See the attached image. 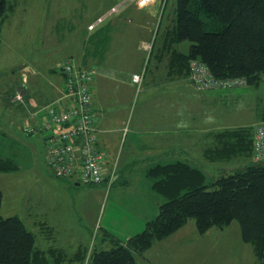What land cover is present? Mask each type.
<instances>
[{
    "label": "rangeland",
    "instance_id": "1",
    "mask_svg": "<svg viewBox=\"0 0 264 264\" xmlns=\"http://www.w3.org/2000/svg\"><path fill=\"white\" fill-rule=\"evenodd\" d=\"M120 1L17 0L6 20L0 22V158L9 159L15 166L12 170L0 171L2 192L0 214L3 217L19 216L26 227L35 234V243L38 247L48 248L52 245L63 248L67 256L64 264H80L73 256L78 248L88 254L92 249H99L102 246L100 238L106 227H100V223L105 224L108 227L106 230L120 239L127 235L123 234L126 231L125 227L132 228L134 221L130 218H135L139 206L134 187L125 189L123 181L127 178L135 183L139 181L138 185H143L144 178L143 175L139 177V170L147 158L132 156L129 144L134 133L131 130L126 128L123 132L112 131L109 137L112 154L103 155L106 161L112 157L114 164L110 170L114 171L116 184L111 187L106 182L80 183L73 186L72 190L65 185L52 186L48 192L52 200L58 201L60 217L58 215L59 218H54L56 221L49 223L53 230L48 232L47 228L39 227L31 221L35 214L38 217V210L46 202V194L41 193L40 178L43 175L50 176L51 172L46 165L43 141L51 131L28 133L25 129L32 124L40 125L41 117L46 114L47 105L59 96L56 91L59 84L61 88L63 86L60 64L66 59L75 64L83 63L80 53L83 51V41L90 34L87 25L98 14L102 13L100 14L102 16L114 3ZM175 2L176 0L166 1L163 22L170 26L175 23ZM133 8L130 6L127 11L131 9L135 11ZM153 21L156 23V19ZM127 24L122 23V26ZM123 29L127 30V41L136 39L137 34L132 29L126 27ZM97 35L104 37L105 31L102 29ZM183 41L186 44L190 43L188 40ZM53 68L57 71H53ZM192 87L196 91L193 85ZM19 92L23 93L21 101L14 99ZM194 94L193 106L202 104L207 106L206 112L201 115L200 110L194 111V117L196 119L197 116V121L206 118L204 121L207 123L209 134L204 144L201 142L200 145L192 146V157L189 162L198 166L205 173L207 180L243 167L248 163L244 158L235 157L225 161H209L205 158L209 156L208 150L216 143L215 129L211 128L250 127L254 135L255 126L264 124V77L256 87L246 83L239 87L207 90L204 93L196 91ZM48 96H53L51 101L49 98L45 99ZM30 99L36 104L35 110L41 108V112L34 116V121L26 119L30 113L25 112L24 106ZM21 107L23 110H20ZM17 112L22 115H18ZM129 124L130 120L126 126ZM110 126L115 127L114 124ZM58 129L53 127L52 131ZM117 170L122 172L125 170L126 178L116 179ZM51 174L54 176L52 172ZM55 178L65 181L64 178ZM66 179L74 181L72 178ZM111 216H116V219L111 220ZM228 227H211L205 231H208L206 235L198 232L195 227V231L194 229L186 231L188 236L183 241L172 243L171 249L169 240L162 246H156L158 240H155L151 259L159 262L167 260L168 251L172 250L178 254L185 252L184 258L176 259V264L255 263L257 259L251 253L253 248L242 240L238 222L233 221ZM138 231L134 228L127 233L132 235ZM108 244L110 245V242ZM108 244L106 247H109ZM178 247L183 248L180 250ZM139 260L141 259L138 258Z\"/></svg>",
    "mask_w": 264,
    "mask_h": 264
},
{
    "label": "trees",
    "instance_id": "2",
    "mask_svg": "<svg viewBox=\"0 0 264 264\" xmlns=\"http://www.w3.org/2000/svg\"><path fill=\"white\" fill-rule=\"evenodd\" d=\"M16 3L17 0H0V22L6 20ZM174 15L175 23L164 33L163 40L167 45L183 40L190 43L187 53L173 50L171 71L189 75L190 61L198 59L217 78L244 77L249 85L260 84L264 77V0H176ZM95 33L92 39L103 40V35ZM87 41L88 38L84 43ZM101 43L94 45L99 47ZM148 59L149 55L137 73L144 75ZM253 136L250 127L215 132L216 143L207 151L206 159L239 157L248 163L209 180L188 161L151 164L147 174L153 180L152 188L165 199L158 205L157 214L125 240L103 230L102 246L91 250L86 264H138V258L142 259L155 240L169 236L190 219L200 233L237 221L242 240L253 248L255 264H264V160L252 158ZM13 168L9 159L0 158V171ZM1 201L0 190V206ZM35 242V234L20 217L0 214V264H62V251L43 250ZM84 259L85 254L77 258L80 264Z\"/></svg>",
    "mask_w": 264,
    "mask_h": 264
},
{
    "label": "crops",
    "instance_id": "3",
    "mask_svg": "<svg viewBox=\"0 0 264 264\" xmlns=\"http://www.w3.org/2000/svg\"><path fill=\"white\" fill-rule=\"evenodd\" d=\"M115 4L116 3L113 5ZM130 6H133L135 11H131L132 9L127 11ZM106 12H104V14ZM164 13L165 7L161 10L156 3L148 4L144 7L127 3L126 5H122L118 11L111 13L109 16L106 15L103 19H100V17L104 14L102 16L100 15L102 13L98 14L97 17L87 25V31L90 33L88 36V43L86 42L87 44H83V51L80 53L83 63L76 62L80 67L86 66L88 70H92L89 88L92 94V111L97 127L96 139L98 148L105 156L112 154L109 148V137L112 134L111 132H123L127 128L134 133L131 137V144H129V146H131L132 156H145L148 160V162L145 160L139 170V177L143 175L144 178L143 185H138L139 181L135 183L127 179L124 174L125 170L123 172L122 170H117L118 178L116 179L119 180V178L122 177L126 178L123 181V183H125V185H123L125 189L128 190L129 187H134L136 191L135 194L138 195L137 203L139 206V211L135 218H130L135 224L133 222L132 228L125 227L126 231H124L123 234L126 233L127 235L121 238V240H125L131 236V234L127 233L128 230L132 231V229L135 228V230L138 231V229H143L145 222L157 214V206L164 200L162 196H159L161 194L157 193L152 188L153 180L147 174V168L155 162L164 163L177 160L189 162L192 157V146L200 145L202 144L201 142L204 144L209 134L207 123L204 121L206 118L201 117L202 120L197 121V116L196 119L194 117V111L197 112V110H200L201 115L206 112L207 106H204V104H202V106H193V95L195 97L194 92L197 90L194 91L188 74L170 70L171 62H173L174 59L173 50L187 53L189 44H186L184 41L173 43L172 45L166 44L163 40L164 33L172 26L163 22ZM153 19H156V23ZM122 23L128 24L122 26ZM90 25H92V27H90ZM97 27L99 28L96 29ZM123 27L132 29V31L137 34L136 39L131 42L127 41V30L123 29ZM102 29L105 31V36L102 37L103 40L92 39V37L96 35L91 34H93L94 31H96L95 34H97ZM97 42L103 43L97 47L94 45ZM147 44L151 45L149 52L145 49ZM97 53H99V55H97ZM147 55H149V62L141 82H134L132 75L142 70L141 68L145 65ZM57 92L59 93L58 95H60V84L56 93ZM198 92L204 93V91ZM55 96L56 95H54V97ZM48 98L51 101L53 96H48L45 99ZM34 105L36 104L31 99L26 102L24 106L25 112L30 113V116L27 117V115L26 119L30 118V120L34 121V116L41 112V108L35 110L36 108H34ZM20 110H23V107H21ZM17 114L22 115L20 112H17ZM128 120H130V124L126 126ZM111 124H114L115 127L113 128V126H110ZM211 129H215V132H217L222 128L212 127ZM108 159L110 160L105 161L107 170L113 168L112 165L114 164L111 160V156ZM121 172L122 175L120 177ZM64 179L65 181H60V179L55 178L51 172L50 176L43 175L40 178L41 193L44 192L46 194V206L44 205L38 210V217L35 214V218H32L31 222L35 225L38 224L39 227H43L44 229L47 228L48 232L53 230L50 224L56 221L54 218L57 219L58 215L60 217L58 213V201H56V199L52 200V196L48 192V189H52V186L58 187V185H65L72 190L73 186L79 185L77 182H72L70 179ZM112 184L111 187L116 184L115 179ZM48 202H50V204H48ZM51 217L52 222L50 221ZM115 217L116 216H111V220H115ZM228 226H226V228ZM100 227H106L108 229L105 224L100 223ZM106 228L103 230L107 231ZM192 229L195 231V224L193 220H189L174 233L158 240L155 245L162 246L169 240V248L171 249L172 243L179 240L183 241L188 236L186 231ZM227 229H229V227ZM206 233H208V231L204 232L203 235H206ZM50 248L62 251L64 256L61 257L63 259L60 262L64 264L65 258L67 257L65 250L52 245L48 248L45 247L41 249L48 250ZM153 248L154 242L144 252L142 259L139 261H143V263L146 264H156V262L159 264H176V259L184 258L185 255V252L178 254L169 250L167 260L159 262L158 260L151 259ZM178 248L181 250L183 247ZM251 253H253V251H251ZM59 254L61 255V253ZM84 254L86 264L90 253L87 254V252L78 248L73 256L77 259Z\"/></svg>",
    "mask_w": 264,
    "mask_h": 264
},
{
    "label": "built area",
    "instance_id": "4",
    "mask_svg": "<svg viewBox=\"0 0 264 264\" xmlns=\"http://www.w3.org/2000/svg\"><path fill=\"white\" fill-rule=\"evenodd\" d=\"M127 3L139 7L156 3L162 9L166 0H122L111 6L100 19L118 11ZM150 46L147 44L145 49H149ZM59 71L63 77L60 95L47 105L46 114L41 117V124H32L25 130L28 133L51 131L43 138V141L46 165L55 177L72 178L79 184L106 182L108 186H111L114 171L107 170L105 157L98 148L96 139L97 127L89 88L92 70L80 67L70 59H66L60 64ZM142 76L141 73H135L132 79L140 83ZM188 76L197 91L227 89L246 84L244 77H215L208 66L198 59L190 61ZM17 94L14 99L21 101L23 93ZM53 127L59 129L52 131ZM252 158L254 161L264 160V125L261 124L254 130Z\"/></svg>",
    "mask_w": 264,
    "mask_h": 264
},
{
    "label": "water",
    "instance_id": "5",
    "mask_svg": "<svg viewBox=\"0 0 264 264\" xmlns=\"http://www.w3.org/2000/svg\"><path fill=\"white\" fill-rule=\"evenodd\" d=\"M78 183V182H77ZM79 184V183H78Z\"/></svg>",
    "mask_w": 264,
    "mask_h": 264
}]
</instances>
